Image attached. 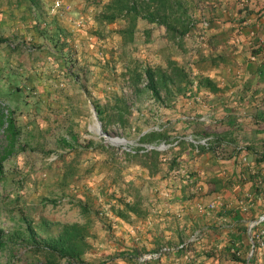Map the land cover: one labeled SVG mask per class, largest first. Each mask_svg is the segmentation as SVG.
Here are the masks:
<instances>
[{
	"label": "rangeland",
	"instance_id": "374dc122",
	"mask_svg": "<svg viewBox=\"0 0 264 264\" xmlns=\"http://www.w3.org/2000/svg\"><path fill=\"white\" fill-rule=\"evenodd\" d=\"M100 1L102 0H74L70 7L63 6L59 9L62 6L60 0V6L52 15L44 13L49 2L45 0L43 11H34L37 15L33 14L34 17L40 20L45 17L50 23L59 21L68 26V32L78 34L79 38L75 40L77 51L73 38L66 35L67 44L62 52L55 50L54 53H35L39 48V42L35 38L25 37L21 39L24 41L11 46L9 42L19 38L10 37L7 40L9 47L21 48L27 53H0L1 110L4 115L12 116L20 128L14 151L3 161L4 175L0 178V238L6 240L5 247L0 248V264L8 260H13L14 264H29L37 259H44L42 251L34 252L29 247L28 226L42 238L54 233L63 222L86 221L88 213L82 212L76 202L78 199L92 207L90 230L95 236L91 240L92 253L85 254L86 260H91L97 253L114 255L123 246L136 244L134 225L123 228L118 218L108 210L104 202L106 196L102 193L104 185L109 191L128 184L129 187L140 188L143 204L152 213L149 225L155 233L166 228L167 222L177 226L185 224L186 230L182 235L184 239L196 229L201 231L192 250H187L188 255L185 253L176 256L171 252L158 260L150 261L153 264H180L182 261L193 264H247L249 253V258L252 255L256 264H264V251L260 248H256L252 254L251 248L238 247L234 250L238 258H231L233 250L227 249L230 231L227 226L224 227L226 229L218 227L215 219H222L216 214L218 207L205 212H199L194 207L196 197H214L218 200L225 199L226 207L229 203L231 206L238 203L247 205L241 211L246 218L256 217L264 212V193L259 198L247 200L245 194L252 190L249 182L241 184L242 188H227L222 192L223 195L217 196L215 192H204L203 187L196 188L198 184L203 186L206 178L226 175L223 169L210 161L216 155L213 151L198 154L192 151L188 143L160 150L164 157L160 164L162 168L154 175L148 174L144 167L134 162H126L122 154L124 147L136 148L141 143H147L140 136L152 130L151 126L156 121L163 125L162 129L165 128L171 138L188 132L206 134L208 129L215 135L228 132L233 127L237 141L235 144L245 143L258 147V151H264V75L255 72V65L262 58H259L260 55L251 58L253 54L250 52L256 39L264 43V27L260 30L264 23V14L260 13L264 0H234L237 2L235 6H232L231 0H224L229 6L228 9L221 7L223 14L220 20L225 23L224 27L234 24L244 31L240 29L241 33L235 30L234 33L230 32L225 44L218 47L216 52H224L229 57L228 60L212 65L209 59L202 58L208 56L209 51L198 33L184 36V46L178 45L176 53H169L174 56L172 59L178 65H182L183 61L186 63L193 53L196 54L193 68L197 71L204 70L221 87L218 92L202 87L200 98H195L190 103L182 91L183 83H189L187 71L185 73L182 66L177 65L182 73L174 72L173 79L168 81L169 93L163 89L162 96L158 99L152 95L148 86L142 84L141 79L137 80L135 72L142 71L146 66H161L166 71L164 63L167 57L151 53L149 48L153 46L144 45L141 29L145 28L148 21L142 17L136 23V44L128 47L129 53H117L120 41L116 29L124 25L125 20L120 17L114 22L98 26L94 14L100 7ZM242 2L253 7L252 16L242 24L237 20H229V16L235 15L236 8ZM199 7L198 4L192 9L196 17L202 15ZM79 16L85 17L81 19ZM77 20L81 21L80 25L75 24ZM250 22L255 25V30L247 33L245 30L248 27L245 25ZM96 27H100V34L103 36L95 34ZM160 27L163 28L161 25L155 26L157 30L153 31L154 37L162 36ZM249 28L252 29L250 26ZM227 30L229 31L228 28ZM211 31L212 29H207L205 33L209 34ZM83 34H88V38ZM21 42L26 45L22 46ZM161 43H166V40H161ZM170 45L176 46L173 41ZM50 46H53L52 42ZM61 55L68 58L66 64ZM170 93L173 94L172 97H168L167 94ZM93 101L104 106V122L99 119ZM132 103H135L134 107ZM192 114L199 117L207 115L199 122H192L193 118L186 117ZM8 136L4 116L0 123V149L6 144ZM60 137L67 138L71 144L63 143ZM72 137L77 139L73 141ZM116 137L123 141L110 139ZM233 141L221 151L212 149L219 150L222 159L228 158L231 147L235 145ZM101 144L109 145L108 149L102 148ZM171 155L179 157V165L186 169L185 173L196 179L195 182H184L183 174L173 176L168 172L167 158ZM116 160L121 162L116 164ZM67 165H72L74 174H70L63 183L61 175ZM192 171L196 174H191ZM261 175L264 177V165ZM187 184H193V190ZM178 198H186L191 203L188 208L195 215L193 224L189 220L185 221L184 215H180V208L185 206L180 205ZM147 199H150L148 203ZM20 214L23 218L19 217ZM138 221L142 223V219L135 223ZM223 221L229 223L232 220L226 216ZM107 225H110L109 231ZM244 225H241L244 227L243 241L249 242ZM180 237L179 235L177 238ZM159 238L160 244H176L182 240L167 242L170 241L169 238ZM137 241L141 243V239ZM138 243L139 248L136 250L139 252L160 245L142 249V245ZM208 253L212 254L209 256ZM185 255L189 257L186 258ZM119 258H115L113 264L125 262V259ZM60 263L72 264L65 259Z\"/></svg>",
	"mask_w": 264,
	"mask_h": 264
},
{
	"label": "trees",
	"instance_id": "16d2710c",
	"mask_svg": "<svg viewBox=\"0 0 264 264\" xmlns=\"http://www.w3.org/2000/svg\"><path fill=\"white\" fill-rule=\"evenodd\" d=\"M232 6L236 5V1L231 0ZM100 7L95 11L94 18L96 19L98 26L111 23L116 21L118 18L123 17L125 20V24L116 29V32L120 34L122 42L132 41L135 26L139 17H142L150 22H155L162 24L166 29V35L172 41L176 43V45H183L182 40L183 37L191 34L198 33L200 38L203 39L204 44L206 45V49H208L209 54L206 57H202L204 59H209L212 65H216L219 61L228 60L229 57L224 54V52H216L219 46L225 44L228 35L230 32L234 33V30L237 33H241L239 28L235 27L234 24L229 25L228 27H224V22L220 20L223 14V10L221 7L225 6L228 9V4L224 0H102L100 1ZM200 5L199 8L202 10V15L207 19L208 25L205 30L212 29V31L208 34L205 33V30L200 26V18L192 12L193 7L196 5ZM227 5V6H226ZM226 9V10H227ZM37 11V10H36ZM39 11V10H38ZM41 12V11H39ZM254 13L253 7L247 5L246 2H242V5L236 8L235 15L229 16V20H237L239 23H245L248 18L252 16ZM262 14H264V7L261 9ZM242 26V25H241ZM247 31L250 33L254 32L255 25L253 22H250L245 25ZM249 26L252 28L249 30ZM264 27V23L260 30ZM58 31L55 36H51L52 47L56 49L57 52H62L65 44H67L66 33L64 29L60 26L57 27ZM229 29V31L227 30ZM257 29V28H256ZM259 29V28H258ZM100 27H96L94 32L97 36H103L100 34ZM260 30H258L260 32ZM244 32V31H242ZM208 34V35H207ZM255 45H252L250 48V52L254 55H260L259 63L255 65V72L263 73L264 75V43H262L259 39H256ZM202 48V47H201ZM205 49V50H206ZM61 54V53H60ZM61 59L66 62L68 58L61 55ZM171 63V62H170ZM179 68H174L171 73H167L161 66H146L142 69V71L135 72V77L141 79L143 73L146 74L148 81L146 86L150 89L152 95L155 98H161L163 89L169 93L170 88L168 87V81L173 79L174 72L182 73ZM197 86L203 87L212 92H218L221 90V87L217 85L215 81L209 75L197 74ZM196 86V87H197ZM89 93V89H88ZM94 107L97 111V115L99 119L104 122L106 117L103 113L104 106L101 107L98 101H93ZM7 120V129L9 131V136L7 137L6 144L0 149V178L4 175V163L3 161L14 151L18 139V132L20 131L19 126L15 124L14 118L12 116L4 115L1 110L0 105V123L3 122V118ZM121 118V117H119ZM192 122H199V119H194ZM206 134H211L213 136L212 144L209 147H200L197 152L202 153L204 151H208L211 148H225L230 143V137H221L212 132L211 129L205 131ZM63 143L71 144L67 141V138L60 137ZM76 137H72V140H76ZM140 139L144 142H153L160 139H164L166 141H171L173 138L167 133L165 128L160 130H150L143 133L140 136ZM187 143L184 139H180L177 144ZM102 148L108 149L107 146L102 145ZM226 146V147H225ZM141 145L137 146L135 151L123 150V157L126 162H134L146 169L148 174L154 175L156 172L161 170V162L164 157L161 155V151L155 148L149 150H140ZM218 148V149H219ZM229 155L235 153L239 155V161H237L240 166V171L242 174L237 176L239 183L243 184L247 181H250L253 186V192L259 194L262 190V186L264 185V177L261 175L262 166H259L260 163L264 162V151L255 150L252 145L245 144L243 147H236L235 145L231 147ZM251 150L254 154L250 159L247 160V153ZM216 152V151H215ZM164 156V155H163ZM62 157V156H61ZM167 169L170 173V170L174 167H178L180 164L179 158L176 155H171L167 158ZM236 160V158L234 159ZM120 160H116V164H119ZM253 162V165H252ZM74 174L72 170V165H67L65 170L62 172L61 179L63 183H65V179L70 175ZM191 174H196L195 171H192ZM260 177L262 179V184H256V178ZM185 182V179H184ZM195 182V181H194ZM231 178H226L224 182L220 179L215 180L213 183L208 185V191L213 192L217 190L218 186H222L224 184H232ZM191 184H187V187H190ZM102 193L106 196L105 203L107 204L108 210H110L111 214L117 218H120L126 222L132 223L139 219H144L147 216L149 208L147 205L143 204V196L140 193L139 187H129V184L126 187H118L117 189H111L109 191L106 190V186H102ZM77 204L81 208L82 212L88 213V219L84 222L79 221H71V222H63L57 228L54 233L47 234L46 236L40 238L37 236V233H34L33 229L28 226L27 236L28 241H30L29 247L33 249L34 252L42 251L44 254V259H37L34 262L29 264H61V260L65 259L68 262H74L78 264H113L115 263V258H123L126 261V264H144L136 262V255L139 251L136 248L130 249H120L116 252V254H107V253H97L95 256V251L93 252L94 256L91 260L85 259L86 253H92L93 248V240L95 233L90 230V225L92 222L91 219V211L92 207L87 205L85 201L78 199ZM235 210L233 208H225L223 214L232 215L233 212L239 213L243 211ZM101 212V211H98ZM97 212V213H98ZM20 218H23L21 214ZM252 218V217H251ZM110 225H107L109 231ZM241 228L239 232L231 231L230 242L227 245L228 250H233L231 253V258L237 259L235 251L238 247H246L250 248V242L243 241V231ZM246 230V227H245ZM37 234V235H36ZM184 240V239H182ZM181 240V241H182ZM194 242H189L179 247L175 251H173L176 256L187 254V250H192V245ZM6 245V240L0 238V248H4ZM256 248H254L255 250ZM252 251V254L254 252ZM212 253H208L210 256ZM117 255V257H116ZM119 258V259H120ZM12 259V258H11ZM154 261V260H153ZM246 261V258L243 259ZM4 264H14L13 260H8ZM180 264H193L190 262H184ZM247 264H256V261L253 259L251 255L247 260Z\"/></svg>",
	"mask_w": 264,
	"mask_h": 264
},
{
	"label": "crops",
	"instance_id": "0c3cea01",
	"mask_svg": "<svg viewBox=\"0 0 264 264\" xmlns=\"http://www.w3.org/2000/svg\"><path fill=\"white\" fill-rule=\"evenodd\" d=\"M53 1L54 0H49L48 6L46 7V9L44 11L45 14L47 12V13L53 15V12L50 13V11H49V8L52 5ZM73 1L74 0H62V6L59 7V9L63 8V6L70 7V3H72ZM43 2H45V0L44 1L43 0H0V53H27L26 51L22 50L21 48L9 47L7 44V40L10 37L11 38L16 37L19 39H22L25 37L27 39L35 38L39 42V48L37 49V51L35 53H54V52H56L55 51L56 49L54 47L50 46V43L52 42L51 36H55L57 34V31H58L57 27H59V26L62 29H64V32L66 33V35H68V36L70 35V37L73 38L74 45H75V47L77 46V42L75 40L77 38H79L78 34H76L75 32H70V31L68 32V26L66 24L59 23V21H52L50 23L45 19V17H43V20H40L36 17L37 15L34 13V11L36 9H38L39 11H43V8H45ZM66 4H68V5H66ZM33 14H35L36 16L34 17ZM85 16L88 17V15H85ZM85 16H79V17L81 19H84ZM137 21L139 22V20H137ZM157 25H161L163 27V28L160 27V29H159L162 32V36L154 37L153 31L157 30V29H155V26L157 27ZM144 26H145V28L141 29L142 41H143L144 45H146V46H148V45L153 46V47L149 48L151 50V53H160V55H164L167 57V59L164 63L165 66L167 67L166 72L171 73L175 67L179 68V67H177L178 63H176L172 59L174 56H171L169 54V53H176L178 51V48H176L178 45H176V43H175L176 46H174V47H172L170 45V42L172 40L167 37L165 27L162 24L150 22V21H148L147 25H144ZM137 28H138V25L136 24L133 39L131 41L132 43L130 41L122 42L121 36H120V34H118V40L120 41L119 42L120 45H118V46H120V47H119L117 53H129L128 47L136 44ZM81 36H82V34H81ZM83 36H87L85 38H88V34L87 35L83 34ZM161 40H166V43H161ZM82 42H84V40ZM173 43H174V41H173ZM182 46H184V43ZM77 50L78 49L76 47V51ZM195 56H196V54L193 53L190 56V58H191L190 60H187L186 63H185V61H183L182 65H178V66H182L183 70L185 71L186 66L189 63L192 66L195 65V63H193ZM251 58H254V56H252ZM197 72H198V74L200 73L202 75H209L208 73H206L202 69H199ZM185 73H186V71H185ZM168 84H170V83H168ZM183 84H184V88L182 87V91L185 92V94H186L185 98L188 100L187 102L190 103L195 98H192V95H187V93H186L187 84L186 83H183ZM200 90H201V87L197 86L194 89V91L192 92V94L194 93L193 95H199ZM167 95H169L168 97H172L173 94L170 93ZM150 100H153V99L151 98ZM195 100H198V99L196 98ZM189 116H191V115H189ZM192 116H193V119L196 118L199 120H203V119L199 118V116H195L193 114H192ZM188 118H190V117H188ZM234 132H235V130H233V127H231V129H229L228 132L216 133V134L221 136V137H225V138L230 137L231 139L229 141L232 143V141L234 140L233 143L235 144V142H237V141L235 140V133ZM251 142H253L252 139H251ZM244 145H245V143L235 144V146L237 148L239 146L243 147ZM218 148H215V149H218ZM215 149L211 148V150H208V151H213L216 154V155H214V157L212 156V158H210V161L212 163L214 162V164L217 165L219 169H223L226 172V175L224 177L216 176V177L206 178V181L203 183L204 185L201 186L198 184V186L196 188L198 189V188L203 187L204 192L205 191L208 193H214L215 192L216 196L221 195V194L223 195L224 193H222V192L224 190H226L227 188L231 189V190L234 189L236 186L242 188V185H241V183H239L238 178H237V176H240V174H242L241 172L238 173V171H240V166L238 165L237 161H239V155L240 154L238 153V154L234 155L235 153H233L228 158L222 159V157H221L222 154L219 153L220 148H219V150H215ZM254 149L258 150V147L254 146ZM253 155L254 154L251 152V150H249L247 153V157L251 158ZM235 158H236V160H234ZM263 164H264V162L260 163L259 166H262ZM252 165H253V162H252ZM224 167H226L225 168L226 170L224 169ZM214 175H215V173H214ZM226 178H231L233 181L232 184H227V185L224 184L222 186H218L217 190H214L213 192H209L207 190L208 185L213 183L215 180L220 179L222 182H224ZM194 181H196V179H194ZM247 182H249L251 185L250 187L253 188L251 182L250 181H247ZM247 186H249V185H247ZM263 187H264V185L262 186V190L259 194L255 195V193L253 192L252 197L249 199L247 198V200H250V199L252 200L253 198H259L264 193ZM193 188L194 187L192 184V186H190V189L193 190ZM247 188H249V187H247ZM251 191H253V189ZM178 199L180 201V205L185 206V208H182V207L180 208V210H181L180 215H184L185 221L189 220V223L193 224L192 221L194 220L193 217L195 215L188 208V206L191 203L188 200H186V198H178ZM201 199H203V200H201ZM149 200L150 199H147V203ZM211 200H217L220 202V204L218 206H216V207H218V209H217L218 211L216 212V214H218L219 217L221 216L222 219L220 218L221 220L218 221V218H215L218 222V227L224 228L225 226H227L230 232L231 231L239 232V230L241 228H244L241 225L242 224L246 225V222H244V221L247 218L244 217V215L242 214L241 211L238 214L235 212H233L232 215L223 214L224 213L223 210L225 208H233L235 210H240L238 208L242 209V207L239 203L235 206H231L229 203V206L226 207L225 205H227V201L225 199L224 200L223 199L218 200V199H215L214 197L212 199H204L203 197H196V199L193 202L207 203ZM192 204H194V203H192ZM196 204L194 206L195 209H196ZM246 207H247V205H246ZM242 210H244V209H242ZM177 214H179V213H177ZM226 216H228L232 221H228L229 223L224 222V221L222 222V220L225 219ZM151 218H152V213L150 210L148 211L147 216L144 219H142L141 224L139 223V221L136 224L135 221L132 223H129V222H126V221L118 218V221H120L123 228L126 227V225H134V228H135L134 230L136 232V236H135L136 244L133 243L132 246H126V247L123 246L124 249L128 250L132 247L138 249L139 248V246H137V243H138L137 240L138 239H141V243L139 242L138 244L142 245V246H140L142 249L144 247L145 248H152V247L160 244L159 243V240H160L159 236L160 237L164 236L166 238H169L168 240H170V241H167V242H176V241H179L181 239H184V237L182 235L184 234V230H186L185 224L183 225V223H182V224H179L177 226V224H175V223H168L167 222L166 228L162 229L161 231L159 230L155 233L154 229H152L151 225H149V224H151ZM126 229H128V228H126ZM224 229H226V228H224ZM123 231H126V230L123 229ZM165 232H168V234H165ZM179 235L181 237L177 238ZM162 242H165V240ZM144 244L146 246H144ZM186 255H188V254H186ZM188 257L189 256H186V258H188ZM175 262H177V261H175ZM73 263L74 262H72V264ZM122 264H126V261ZM144 264H153V262H147Z\"/></svg>",
	"mask_w": 264,
	"mask_h": 264
},
{
	"label": "built area",
	"instance_id": "2783aa9c",
	"mask_svg": "<svg viewBox=\"0 0 264 264\" xmlns=\"http://www.w3.org/2000/svg\"><path fill=\"white\" fill-rule=\"evenodd\" d=\"M60 0H54L52 5L49 8L50 12L55 11V9H57L60 6ZM200 26L202 27L203 30L206 29L207 25H208V21L205 17L200 16ZM81 21L77 20L75 24L80 25ZM19 41H24L21 39H15L14 41H10V45L13 46L15 44H17ZM22 46H25L26 43L25 42H21ZM28 49H30V47L28 46ZM186 71L188 74V79H189V83L187 85L186 88V93L187 95H192V98H197L199 99V95H193L192 92L194 91V89L197 86V69H194L193 66L189 63L186 66ZM148 81V78L146 76L145 73H143L142 77H141V82L143 85H146ZM132 106H135V103H132ZM207 115V114H206ZM206 115H202L201 119H204L206 117ZM186 117H190L193 118V116H189L186 115ZM163 125H159V122L156 121L155 124H153L151 126L152 130H160L162 129ZM180 139H184L189 145H191V149L193 152H198L200 147H209L212 144V139L213 136L211 134H201L198 135L196 133L193 132H188L185 133L184 135H176L173 137V140L171 141H166L164 139H161L157 142L154 143H141V149L140 150H149L152 148L158 149V150H166L171 146H174L177 144V142ZM136 148H132V147H124L123 150H128V151H135ZM186 169H184L181 165H179L178 167H174L170 170V173L174 176V175H178V174H183L185 176V181L188 183H192L194 182V178L193 176L189 175V173H185ZM256 184H262V179L260 177L256 178ZM246 197L249 199L252 197V192L248 191L246 192ZM220 204L219 201L217 200H211L207 203H202V202H198L196 204V209L199 212H205V211H211L214 208H216V206H218ZM242 209H246V205L240 203ZM246 231H247V235H248V239L250 242V248H251V252L254 250V248H260L264 251V212L260 213L259 215H257L256 217H252V218H247L246 220ZM201 236V231L200 229H196L194 230L189 237L185 238L184 240L176 243V244H170V243H164V244H160L157 247H155L154 249L151 250H147V251H142V252H138L136 255V262L137 263H144L147 261H153V260H158L160 259L162 256H164L165 254H169L173 251H175L176 249H178L179 247L183 246L186 243L189 242H194L196 240L199 239V237Z\"/></svg>",
	"mask_w": 264,
	"mask_h": 264
},
{
	"label": "bare ground",
	"instance_id": "6f19581e",
	"mask_svg": "<svg viewBox=\"0 0 264 264\" xmlns=\"http://www.w3.org/2000/svg\"><path fill=\"white\" fill-rule=\"evenodd\" d=\"M110 139L113 140V141H118V142L123 141L121 138H118V137H116V138H110Z\"/></svg>",
	"mask_w": 264,
	"mask_h": 264
},
{
	"label": "water",
	"instance_id": "95a60500",
	"mask_svg": "<svg viewBox=\"0 0 264 264\" xmlns=\"http://www.w3.org/2000/svg\"><path fill=\"white\" fill-rule=\"evenodd\" d=\"M251 253H249V255H250ZM249 255L247 256V260L249 259Z\"/></svg>",
	"mask_w": 264,
	"mask_h": 264
}]
</instances>
